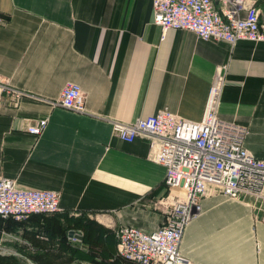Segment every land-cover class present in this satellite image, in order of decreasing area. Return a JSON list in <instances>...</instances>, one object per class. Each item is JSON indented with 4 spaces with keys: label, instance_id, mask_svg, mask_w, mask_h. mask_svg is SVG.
Masks as SVG:
<instances>
[{
    "label": "crops",
    "instance_id": "0c3cea01",
    "mask_svg": "<svg viewBox=\"0 0 264 264\" xmlns=\"http://www.w3.org/2000/svg\"><path fill=\"white\" fill-rule=\"evenodd\" d=\"M246 1L263 20L264 0ZM151 15L150 0H0V77L31 95L11 104L1 94L0 178L57 191L68 215L83 213L111 231L156 230L164 214L153 202L164 193L165 169L147 158L144 139L122 141L110 122L162 109L199 121L217 67L225 68L215 116L244 127L242 146L264 159V42L229 46L179 29L160 38ZM67 83L79 86L83 112L33 98L56 100ZM40 118L41 133H27ZM200 207L183 229L182 257L264 264V224L251 198L209 190ZM23 227L35 229L31 220Z\"/></svg>",
    "mask_w": 264,
    "mask_h": 264
},
{
    "label": "built area",
    "instance_id": "2783aa9c",
    "mask_svg": "<svg viewBox=\"0 0 264 264\" xmlns=\"http://www.w3.org/2000/svg\"><path fill=\"white\" fill-rule=\"evenodd\" d=\"M150 4L152 22L161 29L160 38L167 29H179L194 33L198 39L222 41L229 46L238 40L264 42L261 10L246 0H150ZM224 68L215 70L199 121L162 109L132 122H110L112 133L120 140L144 139L147 158L165 169L164 193L153 202L164 214L163 223L150 233L128 226L113 227L116 257L133 264H192L179 254L178 246L185 225L200 213V199L209 190L231 199L251 198L264 224V159L254 158L242 146L244 127L215 116ZM2 93L11 104L31 96L0 77V97ZM33 98L83 112V95L74 83L65 84L56 100ZM45 124L46 118L37 119L28 123L25 131L37 136ZM58 200L57 191L23 189L13 179L0 178L1 222H21L32 215L62 212ZM70 230L73 234L67 236V241L81 248V231ZM7 239L25 243L2 229L0 249Z\"/></svg>",
    "mask_w": 264,
    "mask_h": 264
},
{
    "label": "trees",
    "instance_id": "16d2710c",
    "mask_svg": "<svg viewBox=\"0 0 264 264\" xmlns=\"http://www.w3.org/2000/svg\"><path fill=\"white\" fill-rule=\"evenodd\" d=\"M35 229L25 230L23 225L28 223ZM21 227V240L32 250L31 254H23L34 264H68L85 262L90 264H133L115 256V238L111 230L89 219L85 214L68 215L66 211L49 215H32L28 219L15 222L0 221V230L14 233ZM70 229L81 231V248L67 241ZM15 234V233H14ZM48 242L54 243L45 246ZM0 264H26L12 255H0Z\"/></svg>",
    "mask_w": 264,
    "mask_h": 264
},
{
    "label": "rangeland",
    "instance_id": "374dc122",
    "mask_svg": "<svg viewBox=\"0 0 264 264\" xmlns=\"http://www.w3.org/2000/svg\"><path fill=\"white\" fill-rule=\"evenodd\" d=\"M51 244H54V243L48 242L45 246H49ZM1 246H3L4 248H10V249H15L16 248V249L20 250L21 253H23V254H27V253L28 254H31V251H32L29 248V246L26 245L25 243H22V242H19V241L16 242V241L9 240V239L3 241V243H2ZM18 259H19V261L24 262V260L22 258H18ZM68 264H70V263H68ZM71 264H78V262L77 263L76 262H73Z\"/></svg>",
    "mask_w": 264,
    "mask_h": 264
},
{
    "label": "water",
    "instance_id": "95a60500",
    "mask_svg": "<svg viewBox=\"0 0 264 264\" xmlns=\"http://www.w3.org/2000/svg\"><path fill=\"white\" fill-rule=\"evenodd\" d=\"M72 234H73V231L69 230L67 233V236L70 237ZM0 255H12V256H15L17 258H22L26 264H34L28 258H26L24 255L16 252L15 250H12V249L1 248L0 249ZM88 264H90V263H88Z\"/></svg>",
    "mask_w": 264,
    "mask_h": 264
}]
</instances>
